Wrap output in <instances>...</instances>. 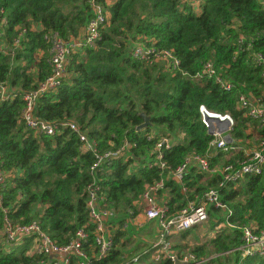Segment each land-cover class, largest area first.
Wrapping results in <instances>:
<instances>
[{
  "label": "trees",
  "instance_id": "1",
  "mask_svg": "<svg viewBox=\"0 0 264 264\" xmlns=\"http://www.w3.org/2000/svg\"><path fill=\"white\" fill-rule=\"evenodd\" d=\"M94 4L106 18L88 45L83 28ZM48 31L80 43L68 50L56 88L36 96L33 115L57 124L74 122L98 150L126 143L94 170L99 205L113 214L106 221L112 248L96 264H118L132 255L140 264H173L159 245H152L155 232L136 226L132 218L143 212L139 200L145 185L159 178L162 187L154 195L164 192L168 212L189 199L198 203L204 190L217 185L220 173L211 168L221 151L208 152L213 136L200 119L199 104L231 116V143L264 137V124L236 102L239 93L264 99V67L257 61L258 55L264 58V0H0V264L47 258L33 250L32 235L6 241L4 216L12 223L36 220L58 244L83 228L88 235L81 246L94 247L85 203L92 152L80 148L68 127L45 133L21 118L22 94L51 70ZM136 45L152 51L146 58L134 56ZM157 50H168L177 63L153 54ZM207 61L213 74L198 80L185 75ZM215 75L231 82V88L223 89ZM143 114L148 122L138 128ZM160 136L168 139L162 167L154 158ZM193 154L205 155L208 167L200 169L190 160L182 177L174 178L173 168ZM241 155V149L233 153ZM217 188L230 212L207 206L205 221L166 234L169 251L184 248L196 259L208 257L199 264H264L263 256H241L234 249L241 242L240 225L264 232V163L259 173ZM211 228L213 234L205 237Z\"/></svg>",
  "mask_w": 264,
  "mask_h": 264
},
{
  "label": "built area",
  "instance_id": "2",
  "mask_svg": "<svg viewBox=\"0 0 264 264\" xmlns=\"http://www.w3.org/2000/svg\"><path fill=\"white\" fill-rule=\"evenodd\" d=\"M93 14L88 18L83 28V42L92 45L99 33V27L106 18L102 13L99 5H93ZM49 46V63L50 72L40 81L37 82L34 88L22 94L23 107L21 109V118L26 126L37 131L45 133H52L58 126H65L73 130L78 140L80 141V148L87 149L92 152L93 161L89 165V173L91 178L86 184V207L88 213V221L92 224V239L94 247L89 250H84L82 242L86 240L88 232L83 228H77L75 237L64 244L56 243L45 231H43L36 220L28 222L12 223L7 217H3L4 223L2 232L6 241L18 240L24 235H32L33 250L40 254L47 255L46 259H39L35 264H96L97 260L102 258L112 248V239L107 234L106 221L113 215L111 210L99 205L102 195L99 192V186L94 177V170L105 160L120 152L122 147L120 145L114 149L98 150L94 142L90 140L86 134L81 131L74 122L61 121L58 124L52 121L37 118L32 113L33 103L37 95L40 93L55 89L59 84L60 78L65 73V67L68 62V50L71 46H77L80 41H68L62 39L56 31H48L45 34ZM152 49L149 47L136 45L132 54L134 56L146 58ZM161 53L163 56H168L170 62L174 65L177 63L176 57L171 55L168 50H157L153 54ZM257 61L262 63L264 67V58L257 56ZM214 73V68L210 62H205L201 70L193 74H185L193 80H198L202 75H210ZM263 81L260 85L261 91L264 94V71L262 73ZM216 82L223 88L229 89L232 84L228 80H224L219 75H215ZM3 87L1 86V89ZM4 94V93H1ZM237 105L244 108L246 114L255 118L261 124L264 122V100L261 96H247L244 93H239L236 99ZM198 112L203 124L210 130L213 138L208 143V152L211 150H219L225 154L233 153L237 149H241V156L233 157L232 160L225 161L219 168L220 179L215 187H209L204 190L199 197L198 203L194 199L187 200L186 204L179 208L176 212H168L166 205L159 204L155 200V191L162 187V179L159 178L152 183L145 185L141 194V200H144L143 212L140 216L132 218V222L136 226L143 225V220L153 218L157 224L156 238L152 245H159V250L173 261L177 259L180 264H199L208 257L198 258L190 250L175 253L169 251L170 241L166 239V234L187 228L194 224H199L207 218V204L216 208H226V212L230 209L219 198L218 186L224 182L235 181L244 174L259 173L264 163V137L257 140L254 147L245 149L241 142L236 144L231 143V138L228 141L224 134H228V130L232 125L231 116L224 112H216L204 106L198 105ZM227 132V133H226ZM168 139L166 136H160L154 143L155 154L154 158L157 164L164 166V160L161 159L162 146H166ZM190 160H194L200 169L208 167L207 157L205 155L193 154L191 157L184 158L182 162L177 164L173 170L172 175L176 179H180L184 174ZM2 179V172H0V181ZM184 189V187H183ZM168 212V213H167ZM234 226L232 223H229ZM124 226V225H123ZM241 233V242L234 247L238 250L240 255L257 254L264 257V232L262 230L255 232L253 226L250 224H242L239 226ZM74 257L71 258V256ZM118 264H140L137 263L136 255H132L127 260L121 261Z\"/></svg>",
  "mask_w": 264,
  "mask_h": 264
},
{
  "label": "crops",
  "instance_id": "3",
  "mask_svg": "<svg viewBox=\"0 0 264 264\" xmlns=\"http://www.w3.org/2000/svg\"><path fill=\"white\" fill-rule=\"evenodd\" d=\"M264 100V99H263ZM263 124H264V122H263ZM227 133V132H226ZM229 134V133H228ZM255 140V136L253 135V137L252 138H249V139H247V143H242V145H243V147L245 148V149H250V148H252V147H254L255 146V144H256V142L254 141ZM238 150H240V149H237L236 151H238ZM210 152V154L211 155H215L216 153H218L219 152V150H211V151H209ZM222 152V151H221ZM220 152V154L218 155V157H217V160H216V164H214V166L211 168V169H213V170H217V171H219V168L221 167V165H222V162H223V160L224 159H226V158H233V155H232V153H230V154H223V153H221ZM174 177V176H173ZM175 178V177H174ZM165 191V190H164ZM163 192V191H162ZM164 193V192H163ZM163 195V194H162ZM155 196V200H156V202L157 203H159V204H164V199H163V197H162V199H160L161 198V194H160V196H159V194H155L154 195ZM197 201H200V199L198 198L197 199ZM139 203L141 204V206H142V208H144V200H143V202H142V200L140 199L139 200ZM207 206H209V204H207ZM141 214H138L137 216H140ZM147 222V223H146ZM146 223V224H145ZM145 225V228H150V232L152 233L153 231L155 232V234L154 233H152V238H156V231H157V224H156V221L153 219V218H149V219H147V220H143V226ZM107 229V228H106ZM108 230V229H107ZM107 232V234H108V236L111 238V233H109V231H106ZM208 232V231H207ZM206 232V233H207ZM213 232H214V230L212 231V234H213ZM209 233V232H208ZM211 234V235H212ZM204 238V237H203ZM112 239V238H111ZM202 240V239H201ZM170 244H171V242H170ZM172 245V244H171ZM182 251H186V249H184V248H182L181 249ZM187 250H190V249H187ZM179 251V250H178ZM181 252V251H180Z\"/></svg>",
  "mask_w": 264,
  "mask_h": 264
},
{
  "label": "water",
  "instance_id": "4",
  "mask_svg": "<svg viewBox=\"0 0 264 264\" xmlns=\"http://www.w3.org/2000/svg\"><path fill=\"white\" fill-rule=\"evenodd\" d=\"M148 122V118H147V116H145L144 114H143V121L140 123V124H138L137 125V127L139 128V127H142L145 123H147ZM208 132H210V130L208 129ZM224 136L226 137V139L229 141L230 140V136H229V134H224ZM174 264H180V262H179V260H177V259H175L174 260Z\"/></svg>",
  "mask_w": 264,
  "mask_h": 264
},
{
  "label": "rangeland",
  "instance_id": "5",
  "mask_svg": "<svg viewBox=\"0 0 264 264\" xmlns=\"http://www.w3.org/2000/svg\"><path fill=\"white\" fill-rule=\"evenodd\" d=\"M163 193V192H162ZM162 193H161V198L160 199H162V197H163V195H162ZM207 219V218H206ZM205 219V220H206ZM204 220V221H205ZM196 229V228H195ZM195 229H192V231H191V234H195ZM207 231L209 232H207L206 233V235H205V237H208V236H210L211 234H212V231H213V229L211 228V229H207ZM202 232V231H201ZM201 232H200V234H201ZM197 233V232H196ZM195 236V235H194ZM196 236H198V237H200V235L199 234H197ZM136 238H137V236H136ZM144 238V237H143ZM193 239V237L191 238V239H189V242L191 241ZM200 239H202V236L200 237Z\"/></svg>",
  "mask_w": 264,
  "mask_h": 264
}]
</instances>
